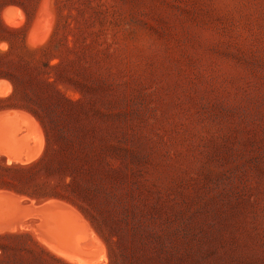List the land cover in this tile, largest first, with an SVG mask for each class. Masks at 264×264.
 Segmentation results:
<instances>
[{
    "label": "rangeland",
    "instance_id": "rangeland-1",
    "mask_svg": "<svg viewBox=\"0 0 264 264\" xmlns=\"http://www.w3.org/2000/svg\"><path fill=\"white\" fill-rule=\"evenodd\" d=\"M2 80L39 149L0 145V226L27 229L0 264H72L16 207L49 201L88 225L91 264H264V0H0ZM68 134L100 159L73 184L91 203L60 188Z\"/></svg>",
    "mask_w": 264,
    "mask_h": 264
},
{
    "label": "crops",
    "instance_id": "crops-1",
    "mask_svg": "<svg viewBox=\"0 0 264 264\" xmlns=\"http://www.w3.org/2000/svg\"><path fill=\"white\" fill-rule=\"evenodd\" d=\"M21 10L20 9H18L17 7H13V6H9V7H6V10H4V12L2 11V14H4V17L6 16V18L7 19H9V20H11V21H13L14 22V24L13 25H9L10 27H12V28H19L20 26H22V24H23V20H22V18L19 16L20 15V13H22V12H20ZM36 19H37V16H36ZM34 24H35V21H34ZM5 83H6V81H4V80H2V81H0V91L2 92V90H3V92H2V95L1 96H8L10 93H11V88H12V93H13V91H14V88H13V86H10V85H5ZM2 84V85H1ZM4 84V85H3ZM12 85V84H11ZM9 86V87H8ZM11 93V94H12ZM10 96V95H9ZM8 112H11L10 114H8ZM13 112V113H12ZM0 114H5V116L4 115H1L0 117H4V121H6V122H8V120L9 119H5V118H13V121H14V123H15V125H14V127L16 128V130L19 128V131H22L23 130V128H24V126H25V120H26V115L23 113V112H20V111H14V110H10V111H0ZM19 114H22V116H20ZM10 115H13L14 117H15V115H17V117L19 116L20 117V119H19V117L17 118V117H13V116H10ZM23 119H22V118ZM17 118V119H16ZM10 121V120H9ZM6 122H4V123H6ZM23 122V123H22ZM22 123V124H21ZM2 125H4V124H2ZM7 125V124H6ZM11 128V129H13V130H11V131H13V132H15L16 130H15V128ZM2 129V131H0V133L2 134L3 133V138H1V140H0V145H3V144H7V145H9V144H15L16 142H17V144L19 143V142H21V143H19V144H25V145H28L29 146V148H31L32 150H37V149H39V147H38V143L36 142V141H34L33 139H31L30 137H27V136H25V135H23V134H20V133H16L15 132V134H13L10 130H8V129H6V133H5V127H3V128H1ZM4 129V130H3ZM4 131V132H3ZM8 132H11V133H8ZM5 134V135H4ZM8 134V135H7ZM9 135H12V136H9ZM14 135V136H13ZM4 137H5V143L2 141V140H4ZM9 139H7V138ZM9 137H13L12 139L11 138H9ZM7 139V140H6ZM2 142V143H1ZM38 151V150H37ZM36 151V152H37ZM7 155H8V152H5ZM31 155L33 156V158H31ZM20 156V155H19ZM22 156V155H21ZM30 156V160H33V159H35L37 156H38V154L37 153H34V155H33V153L32 154H26V155H23L22 157H21V159L23 160V161H19V162H25V159H26V157H29ZM35 156V157H34ZM10 158H11V156H9ZM27 162V161H26ZM29 162V161H28ZM11 202V200H10V198L9 197H7V195L5 194H2V192H0V214L1 213H3V210L5 211V209H7L6 208V206H7V203H10ZM2 206L5 208H3L2 209ZM17 207V209H19V212L22 214H25V213H30V214H32V216H33V218H34V221H31V229H30V232L33 234V232H38L39 234H40V236H41V238H43L44 239V241H45V243H47L48 245H49V243L51 244V241H53V242H58V241H61V242H63V241H65V240H73V239H78V240H80V236L79 235H81V229H80V227L77 229V226H75V229H74V233H73V231H72V227H73V223L75 222L76 223V221L74 220V217H75V215L76 214H78V215H76L78 218L80 217V219L82 220V221H84L83 220V218L80 216V214L78 213V211H76V209L73 207V206H71V205H67V204H65V203H62V202H58V201H49V202H46V203H38V204H36V203H33V204H27V203H25V204H22L21 206L20 205H18V206H16ZM56 208H58V209H56ZM59 208H60V211H57V210H59ZM49 209H52V211H55V212H52V214H49L48 213V215L46 214L47 212V210H49ZM54 209V210H53ZM56 209V210H55ZM68 209V210H67ZM66 210H67V212H66ZM75 211V212H74ZM46 212V213H45ZM64 212V213H63ZM71 212H72V214H74L73 216H72V214H71ZM62 213V214H61ZM7 214H8V212L7 213H4L3 214V216H7ZM60 215H62L63 217H61ZM69 215L71 216V218L69 217ZM67 216V217H66ZM32 218V217H31ZM55 218V219H54ZM66 219V222L64 221ZM68 219V220H67ZM70 220V221H69ZM73 220H74V222H73ZM43 221V222H42ZM50 221H52V222H55V224L57 225L58 224V226H56L54 223H50V225H48V223H46V222H50ZM64 221V222H63ZM69 221V222H68ZM45 222V223H44ZM57 222H59V223H57ZM68 222V223H67ZM47 224V225H44V224ZM63 223H66V225H63L62 226V224ZM52 224V225H51ZM54 224V225H53ZM59 224L61 225V226H59ZM76 225H77V223H76ZM54 226V227H53ZM53 227V231L55 232V231H57V232H53L52 231V228ZM44 228H45V230H44ZM47 228V229H46ZM57 228H61V230L59 231ZM54 229H57V230H54ZM26 228H24V227H20V226H16V227H14L13 225H9V224H6V223H4L3 225H1L0 226V235L1 234H3V235H10V234H18V233H22V232H26ZM47 230V231H46ZM51 232H53L52 234H51ZM58 232H61L58 236L57 235H55L56 233H58ZM90 232V230H87L86 231V234L87 235H91V237H92V239H94V237H93V235L91 234V233H89ZM62 235V236H61ZM64 237H65V239H64ZM63 240V241H62ZM92 243H93V240H92ZM80 245V248L81 249H84V248H87L88 249V251H90V255H92L93 253H92V250H93V244H91L90 246L88 245V244H79ZM63 258V257H62ZM73 264V263H72Z\"/></svg>",
    "mask_w": 264,
    "mask_h": 264
},
{
    "label": "trees",
    "instance_id": "trees-1",
    "mask_svg": "<svg viewBox=\"0 0 264 264\" xmlns=\"http://www.w3.org/2000/svg\"><path fill=\"white\" fill-rule=\"evenodd\" d=\"M38 119L40 118L38 117ZM43 129L46 137V142L49 145V133L47 132V130H45V127ZM58 138H60V142L59 144H57L55 154L60 157V163H62V165L59 167L61 168L60 177L61 179H63V188H60L69 190L71 191V193H73V195L77 194L80 199L87 201V203H91V201H93V196L91 194L90 187L81 190L78 193L75 190L73 184L79 176H91V173L93 172V165H96V163H100V159H98V154L94 153L92 157L91 155L88 156L87 150L84 147L85 143H83L82 141L75 142V140L71 137L70 134ZM41 162H43V159L39 161V163ZM16 170L25 169L24 167H17ZM67 178H70V183L68 184L65 183V180ZM39 196H41V194ZM52 196L56 197L58 195L55 194ZM41 197H47V195H43ZM148 260L150 259L148 258Z\"/></svg>",
    "mask_w": 264,
    "mask_h": 264
},
{
    "label": "bare ground",
    "instance_id": "bare-ground-1",
    "mask_svg": "<svg viewBox=\"0 0 264 264\" xmlns=\"http://www.w3.org/2000/svg\"><path fill=\"white\" fill-rule=\"evenodd\" d=\"M49 15V14H48ZM20 16V15H19ZM2 85V84H1ZM4 85V84H3ZM6 85V84H5ZM2 92H3V90H2ZM1 91H0V93H2ZM16 112V111H15ZM11 112H8V114H10ZM13 113V112H12ZM1 115H4L5 116V114H0V116ZM20 116H22V114H19ZM10 116H13V115H10ZM14 117V116H13ZM15 117H17V115H15ZM14 117V118H15ZM19 117V116H18ZM17 117V118H18ZM4 119V117H0V131H2V129L1 128H3V127H5V133H6V129H8V130H13V129H11V128H13L14 127V125H15V123H14V121H13V118L11 117H9V118H5V119H9L8 120V122H6V121H4L3 119ZM16 118V119H17ZM22 118V117H21ZM19 119H20V117H19ZM23 119V118H22ZM21 120V119H20ZM4 122H6V123H4ZM23 123V122H22ZM21 123V124H22ZM2 124H4V125H2ZM7 124V125H6ZM16 126V125H15ZM15 128V127H14ZM4 130V129H3ZM15 130H16V128H15ZM18 131H19V128L17 129ZM15 131L16 133L18 132V131ZM4 132V131H3ZM13 134H15V132H13V131H11ZM11 132H8V133H11ZM2 136H3V133L1 134ZM5 135V134H4ZM8 135V134H7ZM9 136H12V135H9ZM14 136V135H13ZM0 138H3V137H0ZM7 138V137H6ZM9 138H11V137H9ZM13 138V137H12ZM11 138V139H12ZM8 139V138H7ZM6 139V140H7ZM1 140V139H0ZM9 140V139H8ZM3 142L5 141V137H4V140H2ZM22 142V141H21ZM21 142H19V143H21ZM2 143V142H1ZM5 143V142H4ZM19 143H18V145H19ZM15 145H17V142L14 144V146ZM2 147V146H1ZM3 150V149H2ZM11 151V150H10ZM14 152V151H13ZM16 152V151H15ZM28 153V152H27ZM26 153V154H27ZM5 154V153H4ZM9 154V153H8ZM10 154H11V152H10ZM25 154V155H26ZM31 154V153H30ZM34 155V154H33ZM8 156H10V155H8ZM35 157V156H34ZM31 158H33V156L31 155ZM11 159H13L14 161H23L22 159H21V157L19 156V154H11ZM28 162V161H31L30 160V156L29 157H26V159H25V162ZM12 162V161H11ZM24 162V163H25ZM23 164V163H22ZM26 164V163H25ZM1 208V207H0ZM3 209V208H2ZM5 209V208H4ZM56 209H58V208H56ZM55 209V210H56ZM54 210V209H53ZM68 210V209H67ZM67 210H66V212H67ZM4 211V210H3ZM57 211H60V208H59V210H57ZM47 212V213H46ZM45 213L48 215V213L49 214H52V212H55V211H52V209H49V210H47ZM75 212V211H74ZM64 213V212H63ZM62 214V213H61ZM71 214H72V212H71ZM1 215V214H0ZM74 214H72V216H73ZM76 215H78V214H76ZM75 215V217H74V220L76 221V223H77V225H76V223L74 222V220H73V227L71 228L72 229V231H73V233H74V229H75V226H77V229L80 227V229H81V235H79L80 237V240H78V239H73V240H65V241H63V242H61V241H56V242H53V241H51V244L49 243V250H50V247L54 250V252L55 253H57L58 255H60L61 257H63L66 261H68V262H71V263H73V264H91V262H93V261H90V258L92 257V255H90V251H88V249L87 248H84V249H81L80 248V245L79 244H88L89 246L91 245V244H93L92 243V237H91V235H87L86 234V231L87 230H90L89 228H88V225L84 222V221H82L81 219H80V217L78 218L77 216ZM61 217H63L62 215H60ZM67 217V216H66ZM69 217L71 218V216L69 215ZM1 219V218H0ZM55 219V218H54ZM68 220V219H67ZM1 221V220H0ZM65 222H66V219L64 220ZM63 221V222H64ZM70 221V220H69ZM68 221V222H69ZM43 222V221H42ZM52 221H50V222H46V223H48V225H50V223H51ZM67 222V223H68ZM45 223V222H44ZM43 223V224H44ZM52 223H54L55 224V222H52ZM57 223H59V222H57ZM53 224V225H54ZM62 224V223H61ZM44 225H47V224H44ZM52 225V224H51ZM56 225V224H55ZM63 225H66V223H63L62 224V226ZM56 226H58V224L56 225ZM59 226H61L60 224H59ZM54 227V226H53ZM53 227L51 228L52 229V231H53ZM47 229V228H46ZM59 231L61 230V228H57ZM57 229H54V230H57ZM44 230H45V228H44ZM47 231V230H46ZM54 232V231H53ZM53 232H51V234L53 233ZM55 232H57V231H55ZM54 232V233H55ZM61 232H58V233H56L55 235H59ZM89 233H91V232H89ZM62 236V235H61ZM42 239V238H41ZM64 239H65V237H64ZM44 243V242H43ZM93 246H95V245H93ZM51 249V250H52ZM97 263V262H96ZM95 263V264H96Z\"/></svg>",
    "mask_w": 264,
    "mask_h": 264
}]
</instances>
